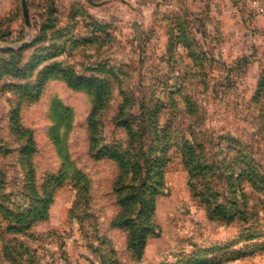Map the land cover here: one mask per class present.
<instances>
[{
    "label": "rangeland",
    "instance_id": "1",
    "mask_svg": "<svg viewBox=\"0 0 264 264\" xmlns=\"http://www.w3.org/2000/svg\"><path fill=\"white\" fill-rule=\"evenodd\" d=\"M26 3L29 26L0 0V195L30 177L50 200L0 264H264V204L256 223L210 219L184 163L202 146L264 169V0ZM123 202L149 229L138 257L140 233L112 223Z\"/></svg>",
    "mask_w": 264,
    "mask_h": 264
},
{
    "label": "trees",
    "instance_id": "2",
    "mask_svg": "<svg viewBox=\"0 0 264 264\" xmlns=\"http://www.w3.org/2000/svg\"><path fill=\"white\" fill-rule=\"evenodd\" d=\"M202 148V146L187 148L184 163L188 171L192 190L195 196L207 207L209 218L231 223L236 219L245 221L250 214V217L252 216V220L256 223L260 211L263 210L261 207L264 201L256 196L251 201V205H249V202L240 205L239 202L240 198H246L245 193L248 187L264 195V169L241 149L233 150L235 155L228 159L227 154L221 159L216 156L209 159L202 151ZM103 157L113 159L119 165L124 166L123 162L126 157L128 158V155L110 153L103 155ZM128 162L132 165L131 167L138 166L139 163L137 160L130 162L129 158ZM224 179L228 181L231 189L236 190L239 194L229 193L232 197L227 201L225 194L220 191L221 188H217L223 183ZM148 182L147 179L140 180L132 188L140 199L143 198L144 192L148 188ZM49 196V194L39 195V191L35 189L30 177L28 180L23 181L21 185L13 188L9 195H0V215L4 216L6 220L14 222V225L7 226L5 232L0 229V242L4 241L5 236H12L14 239L19 234H25L33 224L46 220ZM129 199H132V197ZM125 207L124 202L121 203L123 214L112 223L119 229H129L131 235H134L135 232L140 233L138 244L129 245L135 257H138L142 254L149 229L140 230L135 227H128L132 223L127 221L124 216Z\"/></svg>",
    "mask_w": 264,
    "mask_h": 264
},
{
    "label": "water",
    "instance_id": "3",
    "mask_svg": "<svg viewBox=\"0 0 264 264\" xmlns=\"http://www.w3.org/2000/svg\"><path fill=\"white\" fill-rule=\"evenodd\" d=\"M21 3H22L23 18H24L25 24L29 26V15H28V10H27L26 0H21Z\"/></svg>",
    "mask_w": 264,
    "mask_h": 264
}]
</instances>
